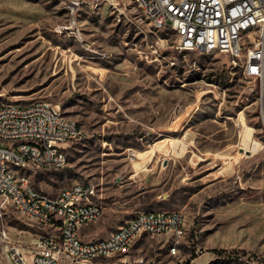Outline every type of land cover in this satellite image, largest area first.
Returning <instances> with one entry per match:
<instances>
[{"label": "rangeland", "instance_id": "1", "mask_svg": "<svg viewBox=\"0 0 264 264\" xmlns=\"http://www.w3.org/2000/svg\"><path fill=\"white\" fill-rule=\"evenodd\" d=\"M177 40L132 0L74 15L63 0H0V100H46L80 130L64 145V167L18 172L50 194L95 183L103 214L82 228L86 239L137 212H184L176 253L161 233L140 237L126 250L131 258L264 264V92L228 56L180 50ZM241 123L259 144L253 153L240 149ZM173 139L186 141L181 156L169 153ZM40 233L3 205L0 264H12L11 244L28 254Z\"/></svg>", "mask_w": 264, "mask_h": 264}, {"label": "built area", "instance_id": "2", "mask_svg": "<svg viewBox=\"0 0 264 264\" xmlns=\"http://www.w3.org/2000/svg\"><path fill=\"white\" fill-rule=\"evenodd\" d=\"M74 15L93 1L63 0ZM134 5L144 19H154L162 28L176 26L180 50H213L238 64L243 76L253 79L264 92V0H150ZM80 134L76 122L58 115V108L46 100L24 104L0 100V209L6 203L36 225L40 233L28 254L11 244L12 264H155L145 256L129 257L126 250L140 237L156 235V227L175 228L173 249L185 236L179 235L181 210L137 212L129 225H119L96 245H86L81 229L103 214L97 185H68L56 194L36 188L29 177L18 176V165L31 170L64 167V145ZM23 178V188H16ZM173 254V250L170 251Z\"/></svg>", "mask_w": 264, "mask_h": 264}, {"label": "bare ground", "instance_id": "3", "mask_svg": "<svg viewBox=\"0 0 264 264\" xmlns=\"http://www.w3.org/2000/svg\"><path fill=\"white\" fill-rule=\"evenodd\" d=\"M134 2V0H132ZM139 2L142 3H149L150 0H139ZM101 1H93L91 2V6L93 5H98L101 4ZM149 23L157 28V29H171L176 33V26L175 25H167L164 26V28L161 27V25H156L154 19H147ZM205 53H210L213 52V50H201ZM58 115H62L58 109ZM241 134H242V140L240 141V149L242 150L243 154L247 153H253L256 151V149L259 147V144L251 139V129L244 125V123H241ZM172 139V138H171ZM164 147V146H162ZM186 148V141H180V140H169V153L177 156H181V154L184 153ZM163 151V150H162ZM148 152V151H146ZM132 157L135 155L136 157H139L141 154L138 152H134L131 154ZM21 168H30L29 165H18V170ZM61 167H50L48 169H60ZM145 169H143L144 171ZM141 171V170H140ZM18 176L20 177H26L24 174H20L18 172ZM73 185H78V186H86V182H76L73 183ZM16 188H23V178H16ZM157 211H148V212H142V214H155ZM97 217H93V220H95ZM185 222V216L182 213V217L178 219V232L179 235L183 234V226ZM121 225H129V218H127ZM161 233H170L172 236H175V228H167V227H156V234H161ZM86 245H96V238L92 239H86ZM173 250V254L176 253L177 249H173V245L170 248V251Z\"/></svg>", "mask_w": 264, "mask_h": 264}, {"label": "crops", "instance_id": "4", "mask_svg": "<svg viewBox=\"0 0 264 264\" xmlns=\"http://www.w3.org/2000/svg\"><path fill=\"white\" fill-rule=\"evenodd\" d=\"M157 158V153H154L153 155H150L149 153L143 154L142 157L136 158V159H155ZM82 230V229H81Z\"/></svg>", "mask_w": 264, "mask_h": 264}]
</instances>
